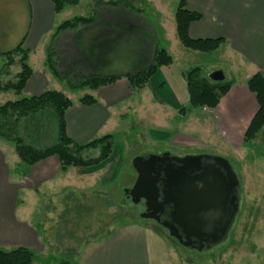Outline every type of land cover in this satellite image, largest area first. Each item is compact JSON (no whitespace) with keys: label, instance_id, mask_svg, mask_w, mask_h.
<instances>
[{"label":"crops","instance_id":"obj_1","mask_svg":"<svg viewBox=\"0 0 264 264\" xmlns=\"http://www.w3.org/2000/svg\"><path fill=\"white\" fill-rule=\"evenodd\" d=\"M157 2L165 3L164 0ZM78 5L65 7L56 14L52 0H0V69L6 62L1 54L12 51L23 40V47L29 51L27 63L32 70L23 91L15 96H39L45 91L64 94L72 102L65 114L66 133L78 145L113 136L119 116L131 109L147 118L158 130L167 128L165 121L168 115H172V120L177 117L181 130L177 134L195 138L197 143L192 147L196 146L198 152L206 145L224 150L232 147V158L239 163L243 173L244 199L246 204L251 203L254 211L257 210L264 202V160L255 155L250 157L243 148L248 144L244 142V134L258 111L255 96L249 91L247 82L255 74L264 79V0H185V9L200 15V20L188 27L189 38L223 39L216 51L209 54L184 48L176 36L172 16L159 14L152 24H156V31L169 43L171 49L163 50L172 58V64L160 67L140 90H132L128 81L122 78L95 91L82 90L80 96L72 101L65 84L47 70L45 50L55 29L65 21L67 9ZM151 57L152 51L149 50L145 64L150 63ZM200 57H213L214 67L218 68L214 72H222L224 78L227 74L229 80L234 81L213 110L188 108L183 74L193 67L186 65L185 59L190 58L189 62H193ZM18 72L19 67L15 64L10 68L9 76L2 80L7 81ZM153 77H158L155 84H151ZM164 92L167 93L165 96L159 95ZM4 94H0L1 104L12 102L6 101ZM86 95L96 103L92 106L80 104L79 100ZM181 109L186 112L180 113ZM1 140L0 248L22 247L43 252L33 221L29 222L30 208L38 207L41 195L94 189L98 186L97 176L103 169L70 167L61 172L56 157L26 168L14 148ZM243 239L247 242L246 248L255 250L254 260L259 254L264 260V222L251 213L242 214L232 235V245L241 248ZM249 262L254 261L246 259L244 264ZM83 264L176 263L163 238L152 229L134 222L121 225L96 241L84 255Z\"/></svg>","mask_w":264,"mask_h":264},{"label":"trees","instance_id":"obj_2","mask_svg":"<svg viewBox=\"0 0 264 264\" xmlns=\"http://www.w3.org/2000/svg\"><path fill=\"white\" fill-rule=\"evenodd\" d=\"M52 3L57 14L65 7L78 5L79 0H52ZM134 4L135 0H91V7L94 10L93 15L74 17L61 23L52 34L45 50V65L50 74L56 80L65 84L66 88L71 91L85 89L95 91L112 85L122 78L128 81L132 90L137 91L148 83L160 67L170 66L173 62L172 58L163 49H158L156 43L149 46L147 42L145 46L152 51L150 63L131 73L119 75L92 73L83 75V67L80 66V61H84V59L79 58L76 61L73 58L75 52L83 54L88 49H93L98 53L101 50L112 49L115 44L121 41L120 37L123 32L129 34L135 32L140 35V32L143 31L145 32V35H142L144 40L150 38V31L145 29V21H143L145 18L140 19L143 14H141V10L135 8ZM199 20L200 15L187 11L185 0H180L174 14L176 36L180 44L186 49L202 53L216 51L224 42L223 39L192 40L189 38V25ZM126 25L127 27H123ZM98 28L103 31L100 37L89 41L91 42L87 45L90 46L89 48L83 47L82 34L89 29L95 31ZM142 36H139L140 40ZM1 55L6 59V62L0 69V94L13 92L18 96L32 75V70L27 63L29 51L23 47L22 40L12 51ZM74 62L79 64L80 68L75 67ZM15 64L18 65L19 72L11 79L3 81V77L9 76L10 68ZM183 78L186 83L189 99L188 108L190 109H215L220 99L234 83L233 80H227L226 78L222 81L210 80L199 67L187 70L183 74ZM247 87L254 94L258 105V111L244 134V142L250 143L264 127V79L259 74H255L248 80ZM79 102L84 106H92L96 103V100L86 95ZM71 106L72 102L64 94L56 91H45L39 96L6 102L0 106V139L14 145L17 157L26 168L50 157L58 159L61 172H65L70 167L100 168L111 155L113 138L111 135H107L82 145L71 141L66 133L65 125V114ZM179 112L184 114L186 111L181 109ZM52 140L54 141L52 145L41 147V145L48 144V141ZM92 150H99V156L85 158L84 154ZM144 153H155V151L147 150L140 154ZM219 156L232 163V168L240 183L242 207L243 186L238 171L239 165L233 158L231 160L226 155ZM123 199L122 196V203ZM239 217L226 242L233 235ZM154 232L163 238L162 235L156 231ZM165 234L167 235L166 232ZM166 238L174 241L169 236ZM179 247L187 250L181 246ZM67 256L64 258L52 257L51 264H73L71 257L68 258ZM33 261V252L26 248L18 247L10 251L0 250V264H33Z\"/></svg>","mask_w":264,"mask_h":264},{"label":"rangeland","instance_id":"obj_3","mask_svg":"<svg viewBox=\"0 0 264 264\" xmlns=\"http://www.w3.org/2000/svg\"><path fill=\"white\" fill-rule=\"evenodd\" d=\"M179 1L164 0V4H159L157 0H135L134 6L141 10V14L143 15L140 19L145 18L143 21H145V29L150 31V38H145L144 40L142 35H145V32L143 31L140 32L142 36L141 40L139 38L140 35L135 32V34L123 32L120 37L121 41L110 50H101L98 52L99 55L93 49H88L83 54L75 52L73 58L76 61L79 58L84 59V61H80V66L83 67V75L92 73L119 75L137 71L146 65V54L149 52L148 47L145 46L147 43L149 46L156 43L158 49H171L169 43L163 40L161 33L156 31V24H152V22H156V17L159 14L166 17L170 14L172 19H174ZM79 2L77 7L67 9L68 13L65 16V21L74 17H89L94 14L91 0H79ZM123 27H127V25ZM99 30L100 28L95 31L94 29H89L82 34L83 47L89 48L90 46H87L91 43L89 41L100 37L103 31ZM152 41H154L153 44ZM189 61L190 58L185 59V64L191 67L200 65L199 67L208 78L218 69L214 67L213 57H200L194 59L193 62ZM74 66L80 68L79 64H75V62ZM226 79L229 80L227 74ZM157 80L158 77H153L151 84H155ZM81 92L69 90L72 101H75L74 99L80 96ZM166 94L164 92L159 95L165 96ZM3 96L7 98L6 101L20 99V97H16L12 92L6 93ZM1 105L3 104L0 101ZM119 117L121 121L117 122L115 132L112 134L111 155L104 165L100 167L103 170L97 176L98 186L88 191H61L60 193L41 195L37 202L38 207L30 208L32 214H30L29 222L33 221L34 230L39 237L38 242L42 246L40 248L43 249V252L31 250L34 254L33 264H51L52 257L64 258L67 255L68 258L71 257L73 264H83L84 255L96 241L106 237L117 227L134 222L140 223L162 235L172 252L176 264H244L246 259L254 261L246 264H264V260H262L260 254L254 260L255 250L246 248L247 242L244 241L245 239L242 240L241 248H236L235 245H232V236L228 242L205 254L183 250L174 241L167 239V235L163 230L154 225L139 221L134 215L129 213L128 207H123V190L130 188L135 179V172L131 168V161L136 155L147 150L160 152L164 149H172L173 152L178 154H189L198 152V149L196 146L192 147L193 144L197 143L195 142V138L193 139L191 136L181 137L177 134V132L181 131L179 130L177 117L172 120V115L170 117L168 115L165 122L169 127L167 126L166 129L162 130L155 128L154 124L150 123L147 118L137 114V112H133L132 109L124 111ZM5 143L14 148V145L11 143L6 141ZM53 143V140L48 141V144L41 145V147L49 146ZM205 148L210 150H204ZM205 148L203 150L199 149V151L226 155L232 160V147H229V152L227 151L229 150L228 147L224 150L206 145ZM243 149L250 157L255 155L264 160V127L258 136ZM99 153V150H92L85 153L84 157L96 158L99 156ZM238 171L242 178L243 202L237 225L241 220L242 214L245 216L246 213H251L254 218H259V220L264 222V206L260 210L264 202H261L255 211L251 208V203L248 202L246 204V200L244 199L245 184L243 173L241 169ZM125 211L128 212L126 213ZM12 249L14 248H0L2 251H10ZM247 253L250 254L246 257Z\"/></svg>","mask_w":264,"mask_h":264},{"label":"water","instance_id":"obj_4","mask_svg":"<svg viewBox=\"0 0 264 264\" xmlns=\"http://www.w3.org/2000/svg\"><path fill=\"white\" fill-rule=\"evenodd\" d=\"M209 79L224 76L216 71ZM131 168L137 177L123 196L145 206L140 218L153 220L189 251L206 253L224 239L240 207L239 179L227 159L144 153L132 159Z\"/></svg>","mask_w":264,"mask_h":264},{"label":"flooded vegetation","instance_id":"obj_5","mask_svg":"<svg viewBox=\"0 0 264 264\" xmlns=\"http://www.w3.org/2000/svg\"><path fill=\"white\" fill-rule=\"evenodd\" d=\"M163 153H169L170 154V156L171 157H179V158H182V157H185V156H199V155H208V156H219V155H217V154H214V153H211V152H208V151H202V152H196V153H189V154H178V153H175V152H173L172 150H170V149H164V150H162V151H160V152H155V154H158V155H161V154H163ZM138 155H141V154H138ZM138 155H136V156H138ZM219 157H221V156H219ZM226 159V158H225ZM228 161V160H227ZM228 163H229V165L231 166V169H232V163L230 162V161H228ZM177 168H179V167H177ZM136 174H135V179H134V181H133V183L135 182V180H136ZM133 183L131 184V186L133 185ZM130 186V187H131ZM240 195V202H239V206L240 207H238V211H237V213L235 214V216H234V218H233V221H232V224H231V226L229 227V230H228V232H227V234H226V236L224 237V239L222 240V241H220L219 243H217V245L214 247V248H217V247H219V246H221L222 244H224L226 241H227V239H228V236H229V234H230V232L232 231V228H233V226L235 225V223H236V221H237V218H238V216H239V214H240V209H241V205H240V203H241V194H239ZM123 207L124 206H126V207H128V210H129V213H131L132 215H134L139 221H141V222H143V223H148V224H151V225H154V226H156L157 228H160V229H162L163 231H165L166 233H167V236H169L168 235V231L167 230H165V229H163L162 227H160L159 225H157L153 220H151V219H144V218H140V215H142L144 212H145V206L143 205V204H141V203H138V204H133L132 202H131V199H130V197H128V196H126V197H124L123 196ZM231 198H232V196H231ZM230 210H232V212H233V204H232V200H231V203H230ZM126 213L128 212V211H125ZM170 237V236H169ZM172 238V237H171ZM173 239V238H172ZM174 240V239H173ZM175 241V240H174Z\"/></svg>","mask_w":264,"mask_h":264}]
</instances>
